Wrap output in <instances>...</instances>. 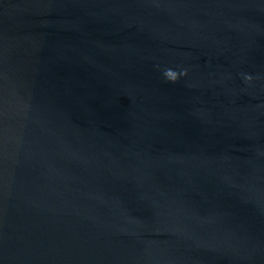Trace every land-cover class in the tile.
Segmentation results:
<instances>
[{"label":"water","instance_id":"water-1","mask_svg":"<svg viewBox=\"0 0 264 264\" xmlns=\"http://www.w3.org/2000/svg\"><path fill=\"white\" fill-rule=\"evenodd\" d=\"M0 264H264V0H0Z\"/></svg>","mask_w":264,"mask_h":264}]
</instances>
